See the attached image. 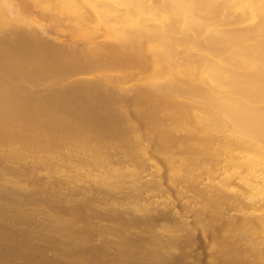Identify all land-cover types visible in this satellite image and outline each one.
<instances>
[{
	"label": "bare ground",
	"instance_id": "6f19581e",
	"mask_svg": "<svg viewBox=\"0 0 264 264\" xmlns=\"http://www.w3.org/2000/svg\"><path fill=\"white\" fill-rule=\"evenodd\" d=\"M40 15L60 32L67 21L64 44L49 40ZM139 141L183 192L221 167L222 181L200 183L216 217L197 215L196 226L225 223L209 240L215 263L264 264V0H0V191L74 201L67 209L88 210L86 223L107 210L117 233L140 231L154 263L169 264L180 231L154 229L151 214L167 203L159 180L142 175Z\"/></svg>",
	"mask_w": 264,
	"mask_h": 264
},
{
	"label": "rangeland",
	"instance_id": "374dc122",
	"mask_svg": "<svg viewBox=\"0 0 264 264\" xmlns=\"http://www.w3.org/2000/svg\"><path fill=\"white\" fill-rule=\"evenodd\" d=\"M41 16L42 15H40V18H39L40 20L39 21H40L41 24H43L44 28L47 29V30H45V34H47L49 40H51V41H53V39L57 40V41H55L56 44H60L62 42L61 40H64V39H65L64 41L67 40V38H68V34H67L68 33V28H70L69 24H67V21H66L65 24H64V21H63V24H61L62 25L61 27L66 25V26H68V28H66V26H64V28H62V29H64L65 32H64V30L62 32H60L55 27L50 26L49 23L47 22V20L45 21V19H47L46 15L45 16L43 15L45 18L42 16L44 18V20H43V18H41ZM46 22L48 24H46ZM66 30H67V33H66ZM53 32H55V33H53ZM52 34H54V35H52ZM63 34H64L65 37L63 36ZM59 35L63 36L62 38H64V39H62L61 36H59ZM51 36H54V37H51ZM58 40H60V41H58ZM64 41L61 44H64L65 43ZM79 75H81V74H78V78H80ZM85 75H84V79L87 80V78H89L88 76H90V75H87V78H85L86 77ZM82 76H83V74H82ZM76 78H77V76H76ZM82 78L77 80L78 82L76 81L77 83L74 86V87H76L75 89H78L79 86L81 85ZM86 80H84V81H86ZM42 87H43L42 85H39V86L35 87V89L37 88L38 89V90L36 89L37 91L42 92V89H43ZM76 91H80V89H78ZM133 153H134V157L135 158L139 157V156H143V160H142V165H143L142 175H144L146 177H155L157 180H159V182L158 181L157 182L160 185V197L163 198V200L167 203V204L164 205L163 208H161L160 210H154L153 213L151 214V217H152V220H153V224L155 226L154 229L157 230L158 227L159 228H163V226L167 227V224H168V226L170 224V229H173L172 230L173 231V235L176 234L174 231L177 230V229L181 232V233L180 232L177 233V236L175 235V241H176V250L175 251L176 252L174 251L172 253V255L170 256L171 258L169 257V264H194L195 262L197 264L198 263H200V264H217L218 262L215 263V261L217 259L221 258L222 255H221V253H218L217 251L214 252V247H216V246L214 245V247H213V245L210 244L211 243L210 242L211 241L210 238L211 239L214 238L212 236L213 235L212 233L216 234V233L220 232V230H223V228H224L223 225H225V223H223L222 221H219V222L217 221L218 224L216 223V225H219V228H218V226L215 225L216 226L215 230H214V224H215L216 221L215 222H213V221L210 222V225H208V226H206V224H203L202 226H199V225L196 226L197 225L196 223L199 222V220L202 218V216H204L202 218V220H201L202 223H204V221H206V219L208 220L209 217H211L210 219L213 218L211 215H213L214 213L208 214V212L209 211L211 212L212 209L211 208L209 209V207H207V205L205 206V201L208 199V197H206L204 194L206 193V190H207L209 184H212L213 180H214L213 183L216 184V183H219L220 181H222L224 179L223 176H221L222 175L221 167H219V169H218L217 165H215L216 171L219 172V173L221 172L220 175H217V177L219 179L217 177H212V175H214V176L216 175V174H213L214 171L210 172V175H209V173L205 174L204 172L202 173L201 171H199V173H198L199 174L198 175L199 178H201L200 175L204 176L205 179H206L205 176H207V181L206 182L204 181L205 179L202 177L204 179V180H202L203 182L207 183L209 181L207 183L208 186L206 184L207 187L204 186L205 183L200 185V183H202V181L199 180V182L197 184L198 187H197V185H195V188H194V186L192 187L191 185H188V188L186 187L187 191L183 192L182 188H183V186H185V183L180 178H178L179 180L176 178L172 182L168 181L167 173L169 172L168 171L169 170V164H167L160 157H158L156 155V153H154L153 149L149 148V149H146V151H145V149L143 148L142 142L139 141V142L134 143V145H133ZM144 156H146L145 157L146 159L144 158ZM202 159H204V157ZM209 161L213 162L214 160H209ZM2 164H3V161L0 160V165H2ZM151 173L154 176L151 175ZM211 173H212V175H211ZM203 174H205V175H203ZM208 175L211 176L212 178L211 177L209 178ZM27 180H28V178L24 174H22L20 176V181L27 182ZM210 180H212V181L210 182ZM202 189H203V193H202ZM4 191H0V198H1L0 200L1 201L3 200V203L5 205V206H3V203L0 201V206H3V207H0V209L1 208L3 209L2 213L0 214L1 215L0 218L2 219V216L5 213L4 212V208L6 209V207H7V209L5 211L8 212V214H7L8 218H6V216H4V218H3L4 221L2 222L3 219L0 220L1 221L0 224L3 223V226H2V224L0 225V233L1 232L5 233L3 235H2V233L0 234V243H1L0 244V264H23V263L24 264H86V263L87 264H98V263L99 264H155L154 260L152 258L151 252L148 251L151 248H150V246L146 245V243H144L145 240L142 237L141 232L137 231L138 232L137 233V232H135V230L131 231L130 232L131 233L130 238H127V236H122L120 233H117L118 231L114 228V227H116L114 221L110 220L109 218H106V217L102 218V216H101L102 211L106 212L107 210L106 211L104 209L100 210L101 213H99V214H98L99 210L96 211L94 213V216L96 217L95 219L93 218L94 217L93 215L90 216V217L86 216L85 219H87V218L90 219L92 217V220H94L95 222L97 221V224L94 225L95 224L94 221L91 222V219L90 220L87 219V220H89L87 222L88 223L87 224L86 221H84V216L88 214V213L86 214V212H89L88 210H84V212L81 211V213L82 214L85 213V215L84 214L82 215L81 213H79L78 215H75V216L70 211V210H72V207H73V205H71L70 203L76 204V202H74V201L68 202L67 204H66V202L60 203L59 204L60 206L58 207V203H53L46 196L45 197L43 196V197H41V198H39L37 200H34L33 195H32L31 192L29 194H27L26 192L22 191L23 192L22 193L19 188L9 187L8 189H6ZM14 192L17 193L18 195L13 197V198H10L9 195L11 193H14ZM199 192H201V193H199ZM196 193H197V196H196L197 198L195 197ZM22 194H24V195L26 194L25 196L27 198L25 196H23ZM190 194H192V195H190ZM201 194L204 195V197H202ZM206 195H208V193H206ZM21 196L24 199H22ZM188 196L191 199H188L189 198ZM193 196L196 198V201H195ZM28 197H29V199H28ZM30 201H31V204L29 203ZM194 202H196L197 204L194 203ZM25 203H27L26 206H25ZM190 204H192V205H190ZM198 204H199V206H198ZM203 204H204V206L206 208L202 207ZM16 205H18V206H16ZM41 205H42V207L44 209L41 208ZM63 205H65L64 207L66 209L68 208L70 210H68V209H67V211H66V209L63 210ZM193 205L194 206L197 205L198 207L197 206L196 207L198 209L202 205L201 206L202 213L201 212L199 213L198 209L194 208ZM70 206H71V208H70ZM213 206L210 205V207L214 208ZM8 207L12 208V210L10 208H8ZM22 207H26V210H23ZM61 208H62V210H60ZM203 208H204V210H203ZM56 209H58L57 210L58 212L56 211ZM194 209H195V211H194ZM13 210L14 211L17 210V211L13 212ZM68 211H69V213H68L69 215L67 214ZM48 212H50V213H48ZM104 212L102 214H105ZM196 212H198L199 214L196 213ZM212 212H214V211L212 210ZM230 213H233V212L230 211ZM10 214H12V216ZM106 214H107V212H106ZM200 214H202L201 217H200ZM18 215H20V216H18ZM53 215L54 216H61V217L58 218L57 220H55ZM81 215H82V217H81ZM88 215H91V214H88ZM99 215L101 216V218H98V217H100ZM197 215L200 217V219H199V217ZM25 216H26V218H25ZM10 217L13 218V219H11ZM71 217H73V218H71ZM154 217H157V218L154 219ZM215 217H216V215H215ZM215 217L213 219H215ZM68 219H70L69 220V222H71L70 224L67 223ZM99 219H101V220H99ZM21 220H23V222ZM74 220H76V221H74ZM80 220H82V223L84 222L86 224H82L80 222ZM9 221L12 224H13V222H15V224H13L14 226L11 225V223L9 224L8 223ZM57 221H58V223H57ZM183 221H184V223H183ZM174 222H175V224H174ZM5 223H7V224L5 225ZM98 223H99L100 226H97ZM101 223H102V225L104 223L105 226L103 225L101 227ZM112 223H113V226H112ZM177 223H178V225H177ZM220 223H222V224H220ZM18 224H20L22 227H20V225H18ZM15 225H17V226H15ZM83 225H85L86 227L83 226ZM187 226L189 227V231L188 232L183 230L184 227H187ZM17 227L20 228V229H18ZM69 227L70 228L73 227V228H71L72 230ZM107 227H109V228H107ZM200 227L201 228L205 227V228L201 230ZM16 228H17V230H15ZM25 228H27V229H25ZM97 228H98V230H97ZM68 229H70L71 231H69ZM86 229L88 231L91 230L90 233L93 232V234H89ZM92 229H93V231H92ZM104 229H106V230H104ZM205 229L207 231H205ZM20 230H21V233L24 232L23 234H25L26 237L23 234L21 235V233H19ZM94 230H96V233H95ZM55 231H56V233H55ZM26 232H28V234ZM57 232H59V233H57ZM72 232H73V234H72ZM105 232L106 233L108 232L107 234L109 236L106 235ZM185 232L188 233V234H186ZM205 232H207V233L209 232L211 236L207 235V233H205ZM34 233H35V235H34ZM76 233L79 234V235H77ZM179 234H180L181 237L178 236ZM181 234H184V235H181ZM140 235H141V237H140ZM171 235H172V233H171ZM206 236H207V240L204 239V237L206 238ZM22 237L24 238V240H23ZM124 237H125V239H124ZM72 238H73V240H72ZM77 238L80 239V240H78ZM60 239H62V240H60ZM140 239L142 241H144V242H142ZM21 240H23V241H21ZM100 240H101V242H100ZM138 240H139V242H138ZM62 241H64V242H62ZM68 241H70V242H68ZM122 241H123V243H122ZM186 242L189 244L188 247H184V243H186ZM127 244H129V245H127ZM144 244L146 246H144ZM209 244H210V246L207 247ZM66 245H68V246H66ZM211 245H212L213 248L211 247ZM108 246H110V247H108ZM121 246H122V249H121ZM129 246H130V248H129ZM27 248H28V250H27ZM124 248H125V250H124ZM208 248H211L212 251H211V249H208ZM97 249H99V250H97ZM138 249H140V250H138ZM89 250H91V251H89ZM184 250H185V252H184ZM123 251H125V252H123ZM88 252H89V254H88ZM108 253H110V254H108ZM133 254L136 257H133ZM142 255H144V256H142ZM175 255H177V256H175ZM219 255H221V256H219ZM210 256L213 257V258H210ZM214 256H217V259ZM100 261H103V262H100ZM175 261H177V262H175ZM225 262H228V263L230 262L231 263L232 260L226 258Z\"/></svg>",
	"mask_w": 264,
	"mask_h": 264
}]
</instances>
